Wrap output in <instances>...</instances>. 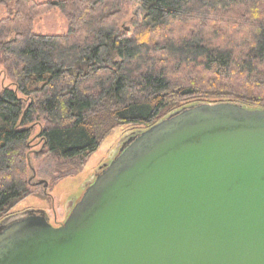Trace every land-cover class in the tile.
<instances>
[{"label": "trees", "instance_id": "trees-1", "mask_svg": "<svg viewBox=\"0 0 264 264\" xmlns=\"http://www.w3.org/2000/svg\"><path fill=\"white\" fill-rule=\"evenodd\" d=\"M0 224L29 194L34 125L80 167L118 126L146 130L199 104L264 109V0H0ZM140 16L123 25L135 7ZM59 9L68 30L34 23ZM10 218V217H9Z\"/></svg>", "mask_w": 264, "mask_h": 264}, {"label": "water", "instance_id": "water-1", "mask_svg": "<svg viewBox=\"0 0 264 264\" xmlns=\"http://www.w3.org/2000/svg\"><path fill=\"white\" fill-rule=\"evenodd\" d=\"M134 134L61 225L0 224V264H264V109L199 104Z\"/></svg>", "mask_w": 264, "mask_h": 264}, {"label": "rangeland", "instance_id": "rangeland-1", "mask_svg": "<svg viewBox=\"0 0 264 264\" xmlns=\"http://www.w3.org/2000/svg\"><path fill=\"white\" fill-rule=\"evenodd\" d=\"M11 8L12 3L7 5L0 3V19L7 16ZM139 16L140 10L136 6L123 20V25L131 29L132 18ZM67 30V21L59 9H52L42 14L34 23V31L42 35H61ZM3 87L15 88L5 74L4 66L0 61V88ZM140 128L133 125L115 127L101 142L99 148L85 159L84 164L76 167L71 161L59 160L52 154L47 153L37 157L35 153L43 148V144L39 138V125H34L30 138L31 150L28 153L30 192L8 212L7 223L23 217L30 211L42 212L51 225L63 221L71 207L70 203L73 204L83 194L99 172V167L116 156L121 140Z\"/></svg>", "mask_w": 264, "mask_h": 264}, {"label": "flooded vegetation", "instance_id": "flooded-vegetation-1", "mask_svg": "<svg viewBox=\"0 0 264 264\" xmlns=\"http://www.w3.org/2000/svg\"><path fill=\"white\" fill-rule=\"evenodd\" d=\"M102 168H103L102 166L99 167V172L102 170ZM99 172H97L96 175H97ZM80 197H81V196H80ZM80 197H79V198H78L73 204L70 203L71 207H70L68 213H66V215H65V216H66L65 219L67 218L68 214L70 213L72 207H73V206L75 205V203L80 199ZM30 212H34V211H30ZM30 212H29V213H30ZM26 214H28V212H27ZM26 214H25V215H26ZM37 214H38V213H37ZM25 215H24V216H25ZM65 219H64L63 221H60V222L57 223L56 225H53V226H59V225H61V224L65 221Z\"/></svg>", "mask_w": 264, "mask_h": 264}]
</instances>
